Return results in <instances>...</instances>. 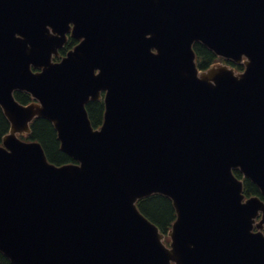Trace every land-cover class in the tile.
Here are the masks:
<instances>
[{
  "label": "water",
  "instance_id": "obj_1",
  "mask_svg": "<svg viewBox=\"0 0 264 264\" xmlns=\"http://www.w3.org/2000/svg\"><path fill=\"white\" fill-rule=\"evenodd\" d=\"M196 42L243 69H199ZM0 107L12 264H264V200L233 173L264 195V0H0ZM35 117L76 162L20 139ZM154 193L175 209L168 245L136 205Z\"/></svg>",
  "mask_w": 264,
  "mask_h": 264
},
{
  "label": "trees",
  "instance_id": "obj_2",
  "mask_svg": "<svg viewBox=\"0 0 264 264\" xmlns=\"http://www.w3.org/2000/svg\"><path fill=\"white\" fill-rule=\"evenodd\" d=\"M193 48L196 53L198 66L200 68H206L211 63L217 60H222L221 58L215 56V54L210 49L199 42L194 43ZM64 50H67V48H64ZM228 62L231 65H235L231 61ZM235 67L238 69H242L241 64H236ZM14 96L18 101L22 103H27L31 100L30 95L25 92H14ZM86 109L92 126L95 128L100 126L103 120L104 112L103 100L100 99L89 101L86 104ZM8 128L9 122L4 116L2 109L0 108V140L1 137L8 131ZM25 139L38 140L41 143L48 160L55 164L59 165L68 162H74L71 157L60 150L56 131L52 123L46 118H35L31 122V132L27 136H25ZM233 172L238 178L243 179L244 192L246 195L255 194L260 196L262 199L264 198L260 195V192L255 184L250 180L243 178L241 172L238 169H234ZM137 204L141 212L148 219L154 222L162 232H167V230L171 226V223L175 219V210L169 197L162 194H152L140 199ZM166 241H168L167 238ZM0 264H12L1 251Z\"/></svg>",
  "mask_w": 264,
  "mask_h": 264
},
{
  "label": "flooded vegetation",
  "instance_id": "obj_3",
  "mask_svg": "<svg viewBox=\"0 0 264 264\" xmlns=\"http://www.w3.org/2000/svg\"><path fill=\"white\" fill-rule=\"evenodd\" d=\"M69 43V44H67ZM78 43V40L75 37H72L69 33L67 35V40L64 44V46H62V48L58 49V57L55 59L56 61L60 60L59 58H61L63 55H65V53L72 49L76 44ZM64 48H67V50H64Z\"/></svg>",
  "mask_w": 264,
  "mask_h": 264
}]
</instances>
